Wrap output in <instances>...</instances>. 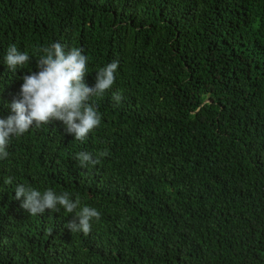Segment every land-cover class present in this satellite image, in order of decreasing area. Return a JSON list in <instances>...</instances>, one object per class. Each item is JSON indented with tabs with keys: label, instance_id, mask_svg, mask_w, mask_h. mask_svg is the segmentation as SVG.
<instances>
[{
	"label": "trees",
	"instance_id": "trees-1",
	"mask_svg": "<svg viewBox=\"0 0 264 264\" xmlns=\"http://www.w3.org/2000/svg\"><path fill=\"white\" fill-rule=\"evenodd\" d=\"M55 42L83 50L89 86L113 60L116 80L84 141L60 120L11 138L0 264H264V0H0V118ZM13 44L32 56L16 71ZM17 184L101 219L84 235L63 209L31 216Z\"/></svg>",
	"mask_w": 264,
	"mask_h": 264
},
{
	"label": "clouds",
	"instance_id": "clouds-1",
	"mask_svg": "<svg viewBox=\"0 0 264 264\" xmlns=\"http://www.w3.org/2000/svg\"><path fill=\"white\" fill-rule=\"evenodd\" d=\"M42 55L37 61L38 71L23 76L19 98L11 101V113L0 118V159L7 158V147L13 136L20 137L32 127L51 124L55 120L62 121L68 133L75 134V140L84 141L90 132L101 123V114L89 101L93 96L103 95L115 83L119 60H113L101 68L96 75V82L89 86L85 82L88 74V57L81 48L73 47L65 50V46L55 42L39 50ZM32 56L27 51H20L11 45L5 57L8 69L16 71L30 63ZM119 102L122 94L116 92L112 97ZM107 150L93 158V154L81 151L76 154L81 166L100 163L101 157L108 156ZM6 183L11 184L9 178ZM24 197L21 207L31 216L47 211L74 213V218L66 224L72 233L82 232L88 235L92 222L101 219V212L94 207L82 206L80 198H70L65 191L60 194L53 189L41 192L31 186L17 184L15 198ZM78 221V222H77Z\"/></svg>",
	"mask_w": 264,
	"mask_h": 264
}]
</instances>
